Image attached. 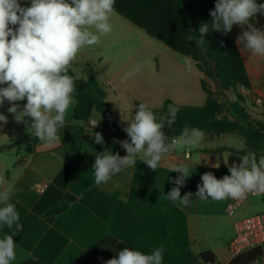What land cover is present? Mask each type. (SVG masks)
Masks as SVG:
<instances>
[{"label": "clouds", "instance_id": "1", "mask_svg": "<svg viewBox=\"0 0 264 264\" xmlns=\"http://www.w3.org/2000/svg\"><path fill=\"white\" fill-rule=\"evenodd\" d=\"M114 4L115 0H30V6L25 7L19 0H0V106L7 101L11 105L7 111L15 121L25 123L32 130L31 135L48 146L61 142L59 133L65 128L66 114L76 90L73 78L67 74L68 67L83 47L99 44L100 38L111 32L109 21L115 11ZM257 14L264 15V3L257 0H216L214 10H210L212 30L227 34L233 25H246L248 30L237 38V45L264 56V31L250 23ZM208 33V23H202L199 38L190 31L187 39L202 47ZM184 63L190 71L191 58L185 57ZM134 74L129 72L124 79ZM25 100L23 107L16 103ZM178 111L170 104L167 113L157 117L147 104L140 103L129 126L123 129L129 139L114 141L127 154L121 157L111 150L96 154L91 168L95 184H106L123 169L136 166L141 153L143 163L156 171L165 154L197 148L204 138L201 129L185 127L179 136L171 139L162 131L165 124L171 128ZM25 117L31 118V122L25 121ZM0 122L6 124L7 117L0 114ZM97 125V121L90 122L91 128ZM93 140L104 144L100 132L94 133ZM240 160L241 163L228 166L230 175L222 179L212 172L202 174V184L197 185L195 197L207 202L243 200L249 193L264 194V156L257 160L254 153H248ZM219 166V163L213 165ZM169 171L180 175L173 181L176 187L162 196L178 206L188 207L193 193L181 197L180 191L191 175L188 166L173 165ZM0 185H7L0 191V228L11 231L0 237V264H12L17 255L14 237L22 231V224L11 199L19 189L4 175H0ZM165 252L164 246L150 254L125 247L119 250L118 258L109 259L106 264H163Z\"/></svg>", "mask_w": 264, "mask_h": 264}, {"label": "trees", "instance_id": "2", "mask_svg": "<svg viewBox=\"0 0 264 264\" xmlns=\"http://www.w3.org/2000/svg\"><path fill=\"white\" fill-rule=\"evenodd\" d=\"M215 2L216 0H166L162 1L163 11L159 12V17L146 19L142 13L122 10L126 4L122 0H115L114 12L170 50L190 57L196 71L203 76L200 79V87L205 95L202 105L176 106L170 99H165L158 109H151L157 117L167 113L170 104L179 109L171 128L165 124L162 129L166 136L170 139L179 136L185 127L198 128L204 134L214 136L235 134L242 139L243 145L241 149H231L229 152L242 157L261 151V156H264V124L252 119L240 105L244 98L237 89L239 86L249 89L250 84L235 45L233 29L227 34L212 30L210 10H214ZM257 3H264V0H257ZM140 4L145 5L142 2ZM254 17L259 29L264 31V15L257 14ZM202 23H208L209 33L205 36L206 43L201 47L195 40L189 41L187 37L191 31L198 39V29ZM72 66L73 63L69 65L67 72L73 78L76 89L73 93L71 118L87 120L92 111H95L101 116L104 129L115 141L129 139L110 112L105 100L106 90L99 85L93 66L90 63L82 65L84 78H77ZM205 78H215L223 90L233 91L235 101L225 103L219 100L217 93L208 88ZM138 105L134 103V114ZM71 128L72 125L65 124L59 134ZM27 140L35 142L38 138L29 134ZM6 147L0 146V151ZM225 150L227 149L220 148L217 151ZM169 170L158 166L153 171L143 160L137 159L136 166L132 167L126 200L117 201L112 207L107 223V236L72 264L118 258L119 250L125 247L150 254L159 246L166 248L163 264H199L197 256L190 251L185 213L174 202L162 196L175 187V172ZM71 172L73 177L68 183L70 193L78 195L95 184L91 168L76 163ZM64 209L65 203H62L53 207L50 213H58ZM260 255L261 248L254 249L233 257L227 264H252ZM198 257L203 264L215 262V256L209 250L200 252Z\"/></svg>", "mask_w": 264, "mask_h": 264}, {"label": "crops", "instance_id": "3", "mask_svg": "<svg viewBox=\"0 0 264 264\" xmlns=\"http://www.w3.org/2000/svg\"><path fill=\"white\" fill-rule=\"evenodd\" d=\"M122 1L126 4L124 9L122 7V10L142 13L146 16V19L159 17V12L163 11L162 1L166 2V0ZM19 2L22 6H30V0H19ZM141 2L145 5H141ZM114 14L139 29L119 14L115 12ZM139 30L145 33L144 30ZM158 42L163 45L160 41ZM164 47L172 51L166 46ZM99 61L100 59L97 62L99 63ZM71 63L74 64L72 71L73 67L81 66V74L77 78H84L82 65L85 63H90L93 69L95 67L92 62ZM100 86L105 88L107 97V91L110 90L109 85L105 83ZM249 90L255 95L262 94L260 87L253 86L251 81ZM6 107L5 103L0 106V114L7 117L6 124L0 122V146H7L0 151V175H4L9 183L19 189L12 197L11 202L16 205L20 215L19 222L22 224V231L14 237L17 245V255L12 264H24L26 262L72 264L83 253L107 236V223L114 203L125 201L127 198L132 167H127L120 173L115 174L106 184L90 185L78 195L70 193L68 183L73 177L71 168L74 164L81 163L92 168L96 154L105 150H111L113 154L119 153L121 156L120 150L122 148L114 143L115 140L104 129L101 116L92 111L87 120L73 119L74 122L72 123L66 122V124L72 125V128L60 134V143L48 146L39 139L35 142L28 141L27 136L31 134L32 130H23L22 124L18 125ZM133 108L134 106L131 108L132 112ZM92 116L96 117L93 121L98 122L95 128L90 126L91 121L89 119ZM79 121H83V123H79ZM122 128L124 129L123 126ZM96 132L103 135V145L96 144L93 140ZM191 152L194 153V157L190 154L189 159L183 158L185 152L174 150L167 153L163 156L159 166L171 169L173 165L186 164L190 167L201 164L205 169H217L223 175H230L228 166L235 163L233 160L235 155L223 151L215 152L197 147L191 149ZM225 154H228L230 158ZM137 159L143 160V153ZM224 160H228L229 164H223ZM209 161L214 165L219 163V168L208 167L206 163ZM179 175L175 172V178ZM6 187L7 185H0V191H3ZM71 195L73 198L69 199ZM62 203H65L64 210L58 213H50L53 207ZM175 205L186 216L190 251L197 256V262L203 264L198 254L209 249L200 246L198 243L192 227L194 212L189 210L188 207L178 206L177 203ZM4 233L11 234V231L6 227L0 228V237ZM231 259L229 257L221 264H227ZM107 260L109 259L82 261L79 264H106ZM214 264L219 263L215 260Z\"/></svg>", "mask_w": 264, "mask_h": 264}, {"label": "rangeland", "instance_id": "4", "mask_svg": "<svg viewBox=\"0 0 264 264\" xmlns=\"http://www.w3.org/2000/svg\"><path fill=\"white\" fill-rule=\"evenodd\" d=\"M109 22L112 25L111 32L102 36L99 44L83 47L73 62L95 64L94 71L99 84L107 83L110 88L107 91L106 102L115 119L124 128L129 126L128 122L134 116L131 110L134 103H145L150 109H158L165 99L172 100L176 106H199L204 103L205 95L200 87V79L203 76L196 71L192 61L189 71L185 67V56L169 51L158 41L114 13L110 16ZM250 23L258 28L254 17L251 18ZM246 30H248L246 25H234V41L249 84L251 81L253 86L261 89L262 94L256 95L261 99V103L254 102L255 94L249 89L239 86L237 92L243 96L244 101L240 105L250 117L264 124V56L254 54L252 56L243 45H237V38ZM98 59H100L99 63ZM137 67L139 71H136ZM73 72L76 77H79L81 66L73 67ZM129 72L135 74L124 79L125 74ZM205 81L208 88L217 93L219 100L225 103L235 101V93L231 90H223L215 78H205ZM16 103L23 107L26 100ZM5 104L7 109L11 106L7 101ZM73 106L72 100L66 114L68 123L74 122L70 118ZM95 119L96 117L92 116L89 121ZM25 121L30 123L31 118L25 117ZM21 124L23 130L28 129L25 123H18V125ZM242 145V139L235 134L220 136L204 134L198 148L203 147L215 152H218L220 148H226L227 150L223 152L232 154L228 150H239ZM177 151L188 152L194 157L191 150L177 149ZM225 155L228 156V154ZM187 166L191 175L180 189L181 197L185 193H193L188 208L194 212L192 227L196 238L199 245L209 249L214 254L215 260L221 264L230 257L227 245L234 233L233 222L239 218L261 213L264 210V199L248 197L239 205L233 217L228 216L224 212L228 199L223 201L209 199L205 202L195 197L198 191L197 185L202 184V174L212 172L217 179H222L227 174L223 175L217 169H205L201 164ZM252 264H264V247L261 248L260 257Z\"/></svg>", "mask_w": 264, "mask_h": 264}, {"label": "built area", "instance_id": "5", "mask_svg": "<svg viewBox=\"0 0 264 264\" xmlns=\"http://www.w3.org/2000/svg\"><path fill=\"white\" fill-rule=\"evenodd\" d=\"M253 100L257 104L261 103V99L256 95L254 96ZM173 137H177V136H173ZM126 154H127L126 150L122 148L121 157L125 156ZM255 156L257 157V159H259L261 157V151H257L255 153ZM183 158L189 159L190 153L185 152ZM233 160L236 164L242 162L239 156H234ZM225 161H227V164H229L228 160H224L223 162L224 164ZM206 164L208 167H213L214 165L210 161L207 162ZM248 197H260L264 199V194L253 195L249 193L246 196V198ZM245 199L243 200L228 199L227 205L224 209L225 214L233 217L235 215L237 208ZM233 226H234V233L227 245V249L231 258L239 256L245 252L264 247V210L261 213L236 219L233 222Z\"/></svg>", "mask_w": 264, "mask_h": 264}, {"label": "water", "instance_id": "6", "mask_svg": "<svg viewBox=\"0 0 264 264\" xmlns=\"http://www.w3.org/2000/svg\"><path fill=\"white\" fill-rule=\"evenodd\" d=\"M122 152V150H120V153ZM73 198V196L71 195V196H69V199H72Z\"/></svg>", "mask_w": 264, "mask_h": 264}]
</instances>
